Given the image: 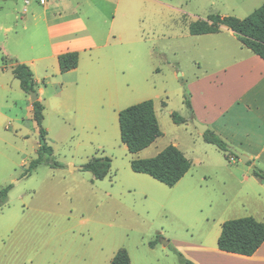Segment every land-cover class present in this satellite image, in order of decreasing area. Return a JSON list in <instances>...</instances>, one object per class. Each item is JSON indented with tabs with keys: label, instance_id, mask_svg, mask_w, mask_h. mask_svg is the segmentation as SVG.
<instances>
[{
	"label": "rangeland",
	"instance_id": "rangeland-1",
	"mask_svg": "<svg viewBox=\"0 0 264 264\" xmlns=\"http://www.w3.org/2000/svg\"><path fill=\"white\" fill-rule=\"evenodd\" d=\"M219 1L225 3L219 5L222 11L230 4L238 15L248 2ZM46 2L0 0V25L12 26L7 33L0 28L6 49L0 51V188L10 186L0 207V264H109L119 248L127 250L131 264H183L173 248L175 240L190 256L201 258L197 246H217L223 221L247 216L264 204L263 194L246 198L238 193L239 183L224 165L229 158L203 141L185 104L186 80L196 65L184 38L177 36L188 32L186 21L212 8V0H172L171 6L84 1L81 9L96 5L109 20L115 14L111 28L117 37L110 38L101 54L93 53L95 69L88 63L89 54H78L74 71L49 70L48 81L41 78L45 69L37 66V95L39 88L51 95L61 80L81 77L83 86L79 96L73 97L75 88H70L56 101L50 98L51 108L58 107H47L42 121L52 148L50 159L61 165L42 163L29 173V163L37 157L38 127L29 120L24 94L29 100L30 95L18 86L9 58L45 53L53 13H73L76 8L75 3L58 7L48 0L46 11ZM93 26L100 30L102 22L98 19ZM3 56L8 58L4 62ZM147 99L156 104L162 134L130 153L120 140L118 113ZM172 112L187 122H173ZM16 118L22 127L14 131ZM8 122L10 131L2 126ZM174 143L191 167L173 186L131 169L132 159L152 157ZM94 156L111 159L102 179L83 169ZM157 235L152 248L149 242Z\"/></svg>",
	"mask_w": 264,
	"mask_h": 264
},
{
	"label": "crops",
	"instance_id": "crops-1",
	"mask_svg": "<svg viewBox=\"0 0 264 264\" xmlns=\"http://www.w3.org/2000/svg\"><path fill=\"white\" fill-rule=\"evenodd\" d=\"M84 1L88 0H53V6L58 7L71 6L75 3V11L65 14L63 10H58V12L53 13V21L46 28L49 46L45 53H40L31 58L28 57V59L17 60L16 58H9V66L12 68L16 63L26 64L32 71L37 84L40 82V77L36 75L38 65L42 66L46 73L41 78L48 81L49 70H51L50 72L60 73L58 55L66 51H77L79 55L89 54L91 59L88 63L92 69H95L97 62H94L93 53L98 51L96 55L101 54L102 50L100 49L107 47L110 38L117 37L116 31L112 29L115 14L109 20L105 18L103 11L96 5L92 6L88 4L86 8L81 9L80 6L84 4ZM118 1L103 0V2L113 3L115 6H117ZM128 1L131 4L135 1H143L156 3L160 6H171L170 2H172V0ZM48 3L47 0L43 4V9H46V11L50 10ZM220 3L223 5L222 7L225 6L224 2L212 0V8L204 10L203 15H196L190 21L206 19L210 14H218L220 16L233 14L232 16L244 18L264 3V0H248L247 3L244 2V13L239 15L235 14L234 6L230 4L222 11L219 8ZM24 9L26 10V8ZM90 9L92 12H90ZM116 11L115 7L114 13ZM91 17L92 19H90ZM85 18L88 19L85 20ZM98 19L102 22L100 30L93 26V23L98 21ZM190 21H186L187 30ZM0 28H3L7 33L12 29V26L1 24ZM179 36L180 38H184L188 47L187 53L189 58L196 65V72L186 80V90L189 94L194 118L205 124L207 129L213 131L226 142L229 148L236 150L246 157V160L243 162L237 155H229L228 161L230 162L224 163V165L229 167L228 169H230L234 182L239 183L237 187L238 193H244L246 198L252 196L261 197L262 194L264 195V180L253 175V168H259L264 171V59L245 47L239 41L236 34L225 25H221L219 31L214 33L192 35L189 32H182L177 37ZM1 42L0 51L3 50L5 53L6 49ZM76 67L69 71H74ZM18 86H20L19 80ZM82 86L83 80L81 77H78L74 82L65 80L57 82L53 88L55 89L54 92L49 96L43 88H39L37 97L44 107L43 120L47 107L49 110H56L58 107L51 108L49 104L50 98L56 101L57 97L70 88H75L73 97L79 96ZM71 97L72 95L69 96V98ZM24 100L27 101L26 108L29 112V120L34 121L31 101L25 94ZM153 104L157 117L154 101ZM162 104L164 103L162 102ZM184 118L187 119L186 117ZM16 124L14 131H17L16 129L20 130L22 127V123L17 118ZM2 126L8 131L11 130V123L9 122ZM200 135L203 139L202 134ZM208 144L213 145L225 156L226 153L224 151L212 143ZM174 145L180 149L177 143H174ZM182 152L189 159L186 153ZM246 215H251L264 223V204L260 206L259 210L253 213H246ZM173 248L179 251L186 259H191L196 264H264V241L250 256L221 251L215 245H201L197 246V248L200 249L202 257L193 258L186 253L182 242L177 240L174 241Z\"/></svg>",
	"mask_w": 264,
	"mask_h": 264
},
{
	"label": "trees",
	"instance_id": "trees-1",
	"mask_svg": "<svg viewBox=\"0 0 264 264\" xmlns=\"http://www.w3.org/2000/svg\"><path fill=\"white\" fill-rule=\"evenodd\" d=\"M225 25L231 29L239 41L253 53L264 59V3L255 8L244 18L227 15L210 14L206 19H196L188 23V32L192 35L214 33L219 31L220 26ZM1 49V48H0ZM5 56L1 58L4 62ZM78 63L77 51H66L58 55L60 72L74 69ZM11 71L19 80L20 88L29 95L35 91V79L30 68L24 63H16ZM184 100L190 112V119L194 118L189 94L184 93ZM33 119L38 127V149L37 157L28 166L30 173L42 163H48L51 167H58L57 161L50 159L52 148L46 141V130L42 127L43 104L37 98L31 102ZM173 122L185 121L178 113L172 112ZM118 124L120 140L130 153H136L150 145L156 138L161 136L162 131L155 114L152 99L140 101L129 105L118 113ZM203 140L214 144L224 151L225 156L234 155L231 148L219 136L210 129L202 133ZM111 159L107 156H94L83 164V169L90 171L94 179L104 178L110 171ZM130 167L134 172L149 175L153 179L167 185L173 186L179 181L191 167V161L175 145L170 144L161 149L152 157L132 159ZM253 175L264 180V171L253 168ZM10 186L0 188V207L7 201ZM159 236L149 242L154 246ZM264 241V223L251 215L227 219L221 224V231L217 239V247L221 251L241 255H252ZM181 263L194 264L186 259L179 251H176ZM109 264H130V258L125 248H119L113 255Z\"/></svg>",
	"mask_w": 264,
	"mask_h": 264
},
{
	"label": "water",
	"instance_id": "water-1",
	"mask_svg": "<svg viewBox=\"0 0 264 264\" xmlns=\"http://www.w3.org/2000/svg\"><path fill=\"white\" fill-rule=\"evenodd\" d=\"M29 95H30V101H31V102H33V101H35V100L37 99V94H36L35 91L30 92ZM192 122H193V124L195 125V127L197 128V130H198V132H199L200 134H202V133L207 129V126H206L205 124L199 122V121L196 120L195 118L192 119ZM231 151H232L234 154H236V155H237V156H238L243 162L246 160V157H245L243 154L237 152V151L234 150V149H231ZM71 167H72V169H75V168H82V166H79V167L71 166Z\"/></svg>",
	"mask_w": 264,
	"mask_h": 264
},
{
	"label": "built area",
	"instance_id": "built-area-1",
	"mask_svg": "<svg viewBox=\"0 0 264 264\" xmlns=\"http://www.w3.org/2000/svg\"><path fill=\"white\" fill-rule=\"evenodd\" d=\"M27 3H28V1H27Z\"/></svg>",
	"mask_w": 264,
	"mask_h": 264
}]
</instances>
